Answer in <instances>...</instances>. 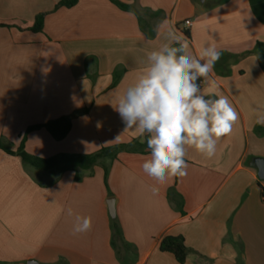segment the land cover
<instances>
[{
    "label": "crops",
    "instance_id": "crops-1",
    "mask_svg": "<svg viewBox=\"0 0 264 264\" xmlns=\"http://www.w3.org/2000/svg\"><path fill=\"white\" fill-rule=\"evenodd\" d=\"M60 1L0 0L4 147L17 151L25 136V152L45 159L146 143L136 128L125 129L114 107L170 27L188 33L193 55L209 45L220 51L208 82H198L205 93L227 96L239 120L213 158L187 148V175L155 185L156 191L142 170L149 151L101 158L76 181L73 171H40L0 149V264H179L159 251L165 236L183 238L190 250L183 264H264V180L256 168L264 161V125L256 123L264 114L257 52H264V0H116L159 14L145 17L153 37L111 0L55 9ZM41 15L42 31L33 32ZM64 116L73 119L61 141L45 129L26 133ZM172 188L181 208L168 199ZM76 216H90L91 230L74 235ZM113 221L122 238L116 248Z\"/></svg>",
    "mask_w": 264,
    "mask_h": 264
},
{
    "label": "clouds",
    "instance_id": "clouds-1",
    "mask_svg": "<svg viewBox=\"0 0 264 264\" xmlns=\"http://www.w3.org/2000/svg\"><path fill=\"white\" fill-rule=\"evenodd\" d=\"M220 57L214 45L193 55L187 37L170 27L166 42L147 53L142 72L118 96L114 109L125 129L136 128L146 136L150 154L142 170L154 182L153 191L155 185L187 175V148L211 159L218 141L233 132L239 113L232 102L219 92L205 93L197 83L208 82ZM256 123L264 125V114L257 115ZM91 227L90 216H76L73 234Z\"/></svg>",
    "mask_w": 264,
    "mask_h": 264
},
{
    "label": "trees",
    "instance_id": "trees-1",
    "mask_svg": "<svg viewBox=\"0 0 264 264\" xmlns=\"http://www.w3.org/2000/svg\"><path fill=\"white\" fill-rule=\"evenodd\" d=\"M115 5H117L121 10L132 12L139 23V26L141 30L147 35V37H153L154 31H151L149 21L145 19V17H153L159 14L150 13L149 10H143L142 12H139L135 9H133L131 6H126L123 4H120L116 0H111ZM77 3V0H61L56 6L55 9H58L60 7L65 8H71ZM43 18L44 16H38L35 19L34 26L31 28L33 32H41L42 31V25H43ZM185 36L188 37V33L185 32ZM258 54L259 57L264 64V52L261 48H258ZM119 77L118 75H114V81L113 84H116ZM199 84V82L197 81ZM73 119V116H64L60 117L55 120L48 121L41 125L31 126L27 129V132H31L34 130L39 129H45L47 133L53 138L55 141H61L63 140L67 134L69 133L71 129V121ZM24 138L22 139V142L20 144V147L17 149V151H11L8 148L4 147L0 142V149L3 150L5 153L9 155H17L20 157L23 164L30 165L31 167L44 171L49 172L53 174L60 175L67 171H73L76 173L75 180L78 181L80 177L77 175L79 171H87L90 170L99 159L101 158H110V159H116L117 154L119 152L125 151H149L147 149L146 143H139L138 141L134 140L130 145H115L112 147H106L101 148L98 152L89 154V155H75V154H58L50 158H38L31 156L27 154L24 150L23 144H24ZM263 194H264V190ZM168 199L171 202H174L178 208H181L182 206V198L181 196L176 192L174 188L169 190ZM121 240V234L119 231V228L116 224V222L113 221L112 224V239H111V245L113 248H116L115 240ZM160 252L163 253H169L171 254L174 259L179 264H183L185 262V259L187 257V254L190 252V250L185 246L184 240L181 236H165L161 239L158 247Z\"/></svg>",
    "mask_w": 264,
    "mask_h": 264
},
{
    "label": "water",
    "instance_id": "water-1",
    "mask_svg": "<svg viewBox=\"0 0 264 264\" xmlns=\"http://www.w3.org/2000/svg\"><path fill=\"white\" fill-rule=\"evenodd\" d=\"M256 168L258 170V177L262 180H264V161L263 160H257L256 162ZM109 211H110V215L111 217H114V209H113V205H109ZM28 264H38L35 261H29Z\"/></svg>",
    "mask_w": 264,
    "mask_h": 264
},
{
    "label": "built area",
    "instance_id": "built-area-1",
    "mask_svg": "<svg viewBox=\"0 0 264 264\" xmlns=\"http://www.w3.org/2000/svg\"><path fill=\"white\" fill-rule=\"evenodd\" d=\"M191 25H192L191 22H185V23L183 24V26H184L185 28H189Z\"/></svg>",
    "mask_w": 264,
    "mask_h": 264
}]
</instances>
